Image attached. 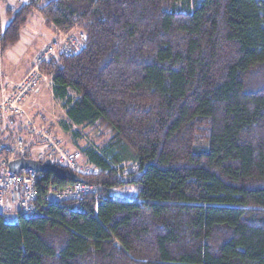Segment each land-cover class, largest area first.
Segmentation results:
<instances>
[{
	"label": "trees",
	"instance_id": "1",
	"mask_svg": "<svg viewBox=\"0 0 264 264\" xmlns=\"http://www.w3.org/2000/svg\"><path fill=\"white\" fill-rule=\"evenodd\" d=\"M38 2L7 9L0 57L35 9L84 33L41 68L65 130L108 132L82 147V182L137 199L49 204L75 181L40 174L38 214L0 215V264H264V0Z\"/></svg>",
	"mask_w": 264,
	"mask_h": 264
},
{
	"label": "built area",
	"instance_id": "2",
	"mask_svg": "<svg viewBox=\"0 0 264 264\" xmlns=\"http://www.w3.org/2000/svg\"><path fill=\"white\" fill-rule=\"evenodd\" d=\"M17 3H28L31 0H12ZM83 35V34H82ZM77 37V36H76ZM54 41L45 46L38 54L30 70L19 80L0 79V215L7 223H17L22 217L37 215L39 208L40 174L33 169H24L19 173L12 171L9 164L21 155L38 159L56 166L78 169L82 156L78 150L64 149L61 142L52 136L48 126H38L30 118V113L39 105L40 87L47 79L42 71V64L68 56L82 49L86 40L76 38ZM19 123L21 133L13 142L4 140L14 126L10 120ZM41 150L34 156L33 149ZM134 190V189H133ZM94 194L95 201L105 198L137 199L134 192L126 194L119 187H99L85 182H75L65 188L52 185L48 189L47 203L58 202L67 198H80Z\"/></svg>",
	"mask_w": 264,
	"mask_h": 264
},
{
	"label": "rangeland",
	"instance_id": "3",
	"mask_svg": "<svg viewBox=\"0 0 264 264\" xmlns=\"http://www.w3.org/2000/svg\"><path fill=\"white\" fill-rule=\"evenodd\" d=\"M46 2H48V0H39L38 4L39 6H42ZM19 4L21 3H17L12 0H0V39L4 30L3 28L9 21L7 9H14ZM58 32L59 35L57 36ZM82 34L84 35L82 31L77 29L69 32L59 31L55 28V26L47 22L39 9L33 10L27 24L21 30L20 40L16 44L9 46L1 54L0 79L3 76L4 78H14L13 80H19L16 79V77H18L20 71L26 66L35 63L39 52L45 46L66 37L69 39L72 36H77L76 38L82 39ZM56 36L57 38L54 39ZM60 57L61 56H58L57 59ZM40 90L43 94L42 99L39 97V105L31 111L30 118L38 126H48L51 129V133H53L52 136L56 137L57 140L61 142L64 149L69 151L78 150L82 154V147L87 145L99 147L102 142L109 138L108 132L105 131V138L103 137V139H100L102 129L97 130L92 127H75L70 131L65 130L63 123L66 122L67 118L61 101L56 99L52 93V81L48 76L45 82L41 85ZM14 127L19 128V123H15ZM74 131H78L80 137H76ZM33 150L35 153L34 156L41 152V150L39 151L36 148ZM78 166L77 170H73L68 167L70 169L69 171L78 175L96 172L93 166L83 155L79 159ZM64 167L65 166H63V168ZM134 170L135 169H131V171ZM119 188L123 189L126 194L134 192V187L131 185H127L125 188Z\"/></svg>",
	"mask_w": 264,
	"mask_h": 264
},
{
	"label": "water",
	"instance_id": "4",
	"mask_svg": "<svg viewBox=\"0 0 264 264\" xmlns=\"http://www.w3.org/2000/svg\"><path fill=\"white\" fill-rule=\"evenodd\" d=\"M9 168L16 173H19L21 170L24 169H33L38 173L52 171L53 173L59 176L69 178L75 182L82 181V178L74 172L65 170L64 168L51 163H45L35 158L26 157L25 155H21L19 158L12 160L9 164ZM133 180L134 179L131 178L128 180V182H132Z\"/></svg>",
	"mask_w": 264,
	"mask_h": 264
},
{
	"label": "crops",
	"instance_id": "5",
	"mask_svg": "<svg viewBox=\"0 0 264 264\" xmlns=\"http://www.w3.org/2000/svg\"><path fill=\"white\" fill-rule=\"evenodd\" d=\"M59 35V32H58V34H57V36ZM57 36L54 38V39H56L57 38ZM34 63H32V64H30V65H28V66H26L25 68H23L21 71H20V73H19V75H18V77H16V79H20V78H22L29 70H30V68L32 67V65H33ZM1 70H2V67H1ZM1 73V72H0ZM11 78V77H10ZM14 79V78H13ZM52 93H53V84H52ZM42 96H43V94H42V91L40 90V98L42 99Z\"/></svg>",
	"mask_w": 264,
	"mask_h": 264
},
{
	"label": "bare ground",
	"instance_id": "6",
	"mask_svg": "<svg viewBox=\"0 0 264 264\" xmlns=\"http://www.w3.org/2000/svg\"><path fill=\"white\" fill-rule=\"evenodd\" d=\"M73 171V170H72Z\"/></svg>",
	"mask_w": 264,
	"mask_h": 264
}]
</instances>
